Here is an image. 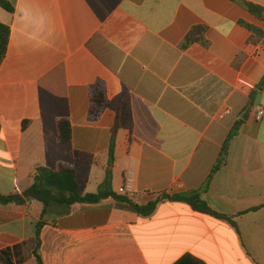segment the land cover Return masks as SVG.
<instances>
[{"label":"crops","instance_id":"1","mask_svg":"<svg viewBox=\"0 0 264 264\" xmlns=\"http://www.w3.org/2000/svg\"><path fill=\"white\" fill-rule=\"evenodd\" d=\"M10 41L0 67V194L22 195L38 168L77 169L83 195L110 189L139 205L204 188L241 120L221 169L202 198L231 221L162 199L143 218L115 200L70 208L0 204V264H264V21L234 0H4ZM264 8V0H241ZM241 22L262 30L252 33ZM205 27L208 46L182 49ZM108 104L88 120L89 90ZM68 119L72 141L57 122ZM113 149V157L110 150ZM80 220V222H76ZM8 250L10 255L1 253ZM9 260V262H8Z\"/></svg>","mask_w":264,"mask_h":264},{"label":"trees","instance_id":"2","mask_svg":"<svg viewBox=\"0 0 264 264\" xmlns=\"http://www.w3.org/2000/svg\"><path fill=\"white\" fill-rule=\"evenodd\" d=\"M235 2L242 5L246 10L257 16L259 19L264 21V8L257 6L252 3L244 2L241 0H234ZM0 5L7 10H12L11 6L4 0H0ZM246 27L252 36L249 40L250 43L258 44L263 39L262 30L252 26L250 24L241 22ZM205 27L196 26L190 30L187 36L181 43L182 49H188L194 44H201L204 47L208 46V42L205 39ZM10 41V28L0 22V67L6 58L8 46ZM264 86V78L262 81ZM90 108L88 113V120L90 122H97L101 119L102 114L108 104L106 85L103 81L99 80L90 87L89 90ZM241 120L229 134L221 155L220 159L213 169L210 177L208 178L205 186L201 190L191 191L186 194H179L174 196L164 195L162 199L183 202L188 204L195 212L212 216L216 219L231 221V218L218 214L213 211L206 201L202 198V191L207 188L208 184L212 180L213 176L221 169L225 163L228 155L229 146L233 138L236 136ZM58 125V136L61 143H69L72 141V126L68 119H60L57 122ZM110 156L113 157V149L110 150ZM32 185L22 194L3 196L0 194V204H23L26 200L28 201H39L44 205L42 217L47 215V211L51 206H61L70 208L76 204H87L94 205L109 199L115 200L118 204L125 206L129 210L137 213L143 218L151 217L157 209L158 204L162 199L152 201L147 205H139L129 199L127 196L117 195L110 189V171L107 172L105 182L100 186L97 193H89L83 195L80 191V183L77 180V169L75 166L70 164L61 163L56 170H49L47 168H38L32 176ZM45 221L39 222L36 226V238L33 250V256L36 258L38 264H44L43 258L40 253V231ZM2 255H10L9 251H3ZM9 262V260H8ZM175 264H205L202 260L197 257L187 254L183 256Z\"/></svg>","mask_w":264,"mask_h":264},{"label":"rangeland","instance_id":"3","mask_svg":"<svg viewBox=\"0 0 264 264\" xmlns=\"http://www.w3.org/2000/svg\"><path fill=\"white\" fill-rule=\"evenodd\" d=\"M44 219L47 220V221H50V222L56 221V222H60V223H63V224L67 222L66 218L60 217V216H56V215H52V214L46 215ZM76 222L79 223L80 220H77Z\"/></svg>","mask_w":264,"mask_h":264},{"label":"built area","instance_id":"4","mask_svg":"<svg viewBox=\"0 0 264 264\" xmlns=\"http://www.w3.org/2000/svg\"><path fill=\"white\" fill-rule=\"evenodd\" d=\"M254 115L257 120H261L264 117V108L262 106H256L254 108Z\"/></svg>","mask_w":264,"mask_h":264}]
</instances>
